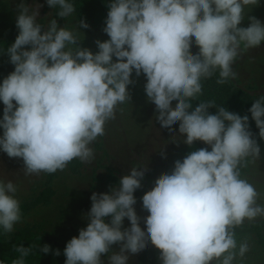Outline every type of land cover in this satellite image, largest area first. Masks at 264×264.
<instances>
[{"label":"clouds","instance_id":"1","mask_svg":"<svg viewBox=\"0 0 264 264\" xmlns=\"http://www.w3.org/2000/svg\"><path fill=\"white\" fill-rule=\"evenodd\" d=\"M259 2L110 0L103 28L109 39L96 40L95 53L81 47L77 33L56 19L47 28L38 23L43 5L30 12L24 0L17 4L18 35L6 49L14 70L0 82V151L22 159L25 175L63 171L74 159L91 163L95 156L89 145L105 134L117 106L131 100L133 73L145 76L144 91L162 128L172 133L179 122V133L186 134L183 143L202 141L211 148L177 159L173 170L161 174L142 196L149 213L143 218L146 231L134 207L146 167L131 168L109 192H93L86 228L63 250L65 264H104V254L107 264H128L130 255L139 254L149 241L162 264H232L237 256L233 229L264 215L256 189L240 172L247 157L259 159L260 147L247 115L217 108L214 101L193 108L191 101L202 94V79L217 69L218 84L235 78L232 65L242 50L264 42V23L255 16L247 17L248 27L239 26L245 7ZM46 3L59 7L61 19L76 10L70 0ZM89 27L79 20L78 28ZM193 38L199 48L195 54ZM213 107L216 114L208 111ZM249 112L264 139V96ZM16 191L13 182L0 180V227L6 233L22 218ZM125 218L128 228H123ZM113 245H119L118 252ZM35 247L14 246L19 256L11 264H25ZM39 251L60 255L48 244ZM248 251L247 241L239 245L241 258Z\"/></svg>","mask_w":264,"mask_h":264},{"label":"rangeland","instance_id":"2","mask_svg":"<svg viewBox=\"0 0 264 264\" xmlns=\"http://www.w3.org/2000/svg\"><path fill=\"white\" fill-rule=\"evenodd\" d=\"M20 2L21 0H0V82L14 70V66L9 63L6 49L18 35L16 17L17 4ZM70 2L75 5V12L61 19L57 15L58 6L50 8L46 0H24L30 12L37 11L43 5L39 9L37 22L44 28H47L52 19H56L60 27L77 33L81 47L89 48L93 53L97 52L95 41L109 39L103 32L105 23L87 18L81 13L84 0ZM244 15L240 27L249 26L248 16H255L264 23V0H260L257 5L246 6ZM80 19H84L90 27L78 28ZM191 51L194 54L199 51L194 38ZM232 68L236 76L229 79L235 87L246 93L264 95V42L259 47L243 49ZM132 79L136 82L129 85L131 100L117 106L115 119L105 124V134L98 136L89 145L95 156L91 163L74 159L63 171L25 175L22 159L9 158L0 151V180L5 183L11 181L17 187L15 198L20 202L22 214L12 232L6 233L0 227V239L3 242L7 245H16L18 241L20 245L48 244L63 253L67 242L74 236L78 237L79 230L87 226L85 217L91 208L92 193H106L111 187L119 186L120 178L129 174L133 167H146L142 186L134 193L137 199L134 207L137 215L141 217L140 226L146 231L143 218L149 213L143 209L142 196L154 187L155 180L161 174L173 170L177 159L182 160L190 151L197 149V146L195 143L191 146L183 143L186 134L179 133V122L173 126L175 131L172 133L160 126L155 120V105L148 101L144 91L145 76L141 74L136 77L133 73ZM176 103L177 101L172 102L173 107ZM3 108L4 105L0 102V119L3 117ZM2 134L3 129H0V135ZM255 139L260 147V157L256 160L251 156L245 159L241 178L254 186L258 193L256 203L264 207V139L259 134ZM200 143L205 144L202 141ZM260 220H264V215L253 220L245 219L243 224ZM109 221L110 217L106 218V222ZM128 227L130 221L125 218L123 228ZM235 237L237 256L232 264H264V250L252 229L241 230L235 233ZM245 241L249 245V251L241 258L238 249ZM146 249L157 250L159 257V250L150 241L144 250ZM112 251L118 252L119 245H113ZM143 251L130 255L128 264H139ZM101 259L107 264L108 255H102ZM212 264L219 262L213 261Z\"/></svg>","mask_w":264,"mask_h":264},{"label":"trees","instance_id":"3","mask_svg":"<svg viewBox=\"0 0 264 264\" xmlns=\"http://www.w3.org/2000/svg\"><path fill=\"white\" fill-rule=\"evenodd\" d=\"M109 2L110 0H84L81 4L82 10L80 11L87 18H93L105 23L108 12L107 4ZM219 78V70L217 69L211 78L202 79V94L191 101L193 108L200 102L214 101L217 108L223 106L229 111L238 113L240 116L247 115L249 117L250 131L256 138L259 134V129L257 128L255 121L252 120L249 109L255 100L264 95L246 93L235 87L230 79L224 84H218L217 80ZM208 111L210 114H216L217 109L213 107L208 109ZM195 145L197 146V149L208 148L209 151L211 150L209 145L202 144L200 141H196ZM244 163L245 160L242 161L240 165V172L244 169ZM246 228H250L255 232L256 237L264 250V220L250 224H242L234 228L233 231L237 233ZM14 246H20V241H18L16 245H7L2 239H0V260L5 261V264H11L12 260L18 258L19 254L14 251ZM23 246L29 247L32 245ZM39 247L40 246H36L33 253L25 258V264H65L66 257L63 253H60L58 256L52 254V252L44 254L39 251ZM139 264H162V261L157 255V250L146 249L140 256Z\"/></svg>","mask_w":264,"mask_h":264}]
</instances>
